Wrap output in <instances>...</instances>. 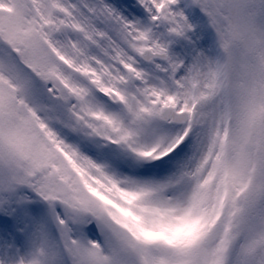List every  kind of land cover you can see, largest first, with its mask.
Instances as JSON below:
<instances>
[{"label":"snow or ice","instance_id":"6c2138e0","mask_svg":"<svg viewBox=\"0 0 264 264\" xmlns=\"http://www.w3.org/2000/svg\"><path fill=\"white\" fill-rule=\"evenodd\" d=\"M0 264H264V0H0Z\"/></svg>","mask_w":264,"mask_h":264}]
</instances>
